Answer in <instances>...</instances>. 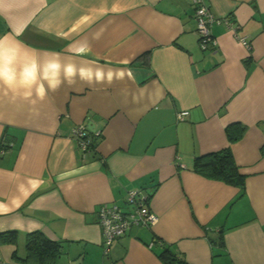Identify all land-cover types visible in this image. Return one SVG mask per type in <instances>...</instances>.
<instances>
[{"label":"crops","instance_id":"obj_1","mask_svg":"<svg viewBox=\"0 0 264 264\" xmlns=\"http://www.w3.org/2000/svg\"><path fill=\"white\" fill-rule=\"evenodd\" d=\"M207 4L216 45L202 50L191 0H0V40L21 46V63L113 74L34 104L0 83V232L18 231L0 244V264H22L12 254L35 230L62 243L56 264H163L155 240L188 264H264V0ZM82 45L90 51L77 55ZM79 124L94 142L85 152ZM229 125L244 127L236 141ZM225 147L243 192L193 169ZM130 190L157 220L131 226L105 255L98 208L129 210Z\"/></svg>","mask_w":264,"mask_h":264},{"label":"trees","instance_id":"obj_2","mask_svg":"<svg viewBox=\"0 0 264 264\" xmlns=\"http://www.w3.org/2000/svg\"><path fill=\"white\" fill-rule=\"evenodd\" d=\"M233 126L229 125L231 127L228 132L230 141L239 139L244 130V127L240 126L237 133H234ZM88 145L87 151L94 146V142L90 137ZM262 151H264V148H262ZM193 169L204 177L237 186L241 189V192L244 190L245 176L240 172L230 147L195 157ZM17 238V230L12 229L0 232V244H16ZM155 244L160 248L157 256L163 264H188L183 257L175 253L172 248L165 245L161 240H155ZM218 244L219 246L222 245L220 236ZM24 249L23 256H19L14 251L12 258L22 264H56L62 253V243L48 238L39 230H35L26 233Z\"/></svg>","mask_w":264,"mask_h":264},{"label":"clouds","instance_id":"obj_3","mask_svg":"<svg viewBox=\"0 0 264 264\" xmlns=\"http://www.w3.org/2000/svg\"><path fill=\"white\" fill-rule=\"evenodd\" d=\"M21 46L6 44L0 40V83L33 104L43 101L49 92H56L64 84L72 85L77 78L86 84L111 83L113 74L108 72L107 78L102 70L95 73L91 69L77 68L75 64H64L59 59L49 60L41 64L36 58L20 62ZM90 47L82 45L76 52L83 55ZM123 73H120L122 76Z\"/></svg>","mask_w":264,"mask_h":264},{"label":"built area","instance_id":"obj_4","mask_svg":"<svg viewBox=\"0 0 264 264\" xmlns=\"http://www.w3.org/2000/svg\"><path fill=\"white\" fill-rule=\"evenodd\" d=\"M194 5V21L196 32L199 37V46L202 50L214 48L215 38L211 35L210 26L217 21L214 14L209 9L207 0H191ZM239 41L250 48V43L243 37ZM188 114L187 110H180L176 113L177 120H183ZM87 127L79 124L73 129V135L78 148L85 152L88 149L89 136ZM126 201L131 206L129 210H123L113 203H102L97 211V223L101 228L103 254H107L109 247L115 239L122 236L133 225L147 226L157 220L147 205V196H143L137 190H130Z\"/></svg>","mask_w":264,"mask_h":264}]
</instances>
